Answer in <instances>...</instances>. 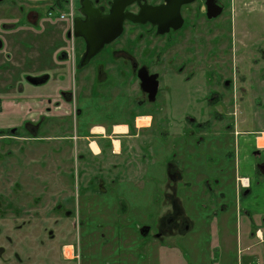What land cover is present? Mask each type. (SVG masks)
Masks as SVG:
<instances>
[{
  "label": "rangeland",
  "instance_id": "rangeland-1",
  "mask_svg": "<svg viewBox=\"0 0 264 264\" xmlns=\"http://www.w3.org/2000/svg\"><path fill=\"white\" fill-rule=\"evenodd\" d=\"M56 1L0 0V26L6 29L23 26L37 28L40 26L38 23L48 24L52 28L53 35L58 36V40L63 37L68 44L70 43L58 51L56 58L62 59L68 65L74 64L73 67L76 69L73 73L77 79L76 86H79L82 71L86 72L90 66L95 67V75L100 60L113 54L110 51L114 46L118 44L123 46V39L117 41L116 44L109 45L107 43L108 46L104 48V51L91 59L90 66L83 68L86 65L82 66L81 61L87 50V43L81 36L72 35L69 37L70 32H74L75 19H85L83 16L86 17L80 11L82 0H64L62 5L57 4ZM92 1L87 0L91 10L101 9L95 7ZM108 1L99 0L97 2L108 12ZM227 4L226 15L213 22L212 26L215 27L221 19L228 25L225 39L227 45H223L226 46L228 76L232 78V86L230 85L229 88H241L239 81H236V75L232 72V69L240 66V64H236L235 57L237 56L245 62L242 66L244 74L241 78L246 81L255 79L253 81L256 82L251 86L254 88L253 92L247 88L244 91L245 97H249V103L254 99L257 105L255 104V110H251L249 105L244 106L249 110L245 111V114L250 118V121L242 128H264V58L261 55L264 50V0H227ZM31 7L35 11H32ZM7 19H13L14 22L18 19L19 22H16L15 25H8L5 22ZM47 20H52L55 24L49 23ZM57 22L59 27L56 25ZM67 23L69 25H65ZM220 30L215 33H220ZM26 34L23 31L15 34L19 35L16 37L17 44L24 46L18 54V65L27 67L29 71H26V77L31 76L29 72L33 71L34 66L43 63L50 68L52 79L60 78L57 73L60 69H56L58 60L54 56L56 50L54 46L58 43L54 44L49 39L47 43H43L45 34L48 33L39 34L37 31H33L28 38H20ZM51 54L52 58L50 59ZM252 60L255 62L254 66ZM66 63L63 64L65 65L63 69H67ZM18 65L16 66L18 67ZM17 67H15L16 70ZM70 67L72 68V66ZM22 68L24 69V67ZM14 72L16 73V71ZM92 75V70L84 74L86 84H90L88 79L92 78ZM68 76L67 74V78ZM19 77H24L23 72L21 75L19 72L15 75V78ZM258 82L260 84L257 85ZM55 84L53 82L51 85ZM96 84H98V80ZM176 85L179 86L174 85L171 90L175 101L179 91L178 98L180 102L182 101L183 94L186 93L184 88H188L187 93L196 92L199 94L198 90H194V87L189 85L185 84L183 88L182 82ZM83 87L81 95L74 94L70 97L71 99L68 98L71 111L70 109L63 111L64 108H62L61 113H50L52 116L46 112L44 115L42 114L41 120L38 121L39 124L34 122L36 124L34 125L33 122L27 121L21 127L11 126L0 129V220H3V223L0 224V240L3 244V251L0 252V264H118L120 258L126 262L125 264H176L175 260L178 258H180L179 264H264V240L262 242V238L253 236L257 227L264 231V169H261L259 165L258 170L253 174L245 175L250 178L251 191L242 194V191L246 189L241 188L239 189L240 196H235L232 189L233 182L237 188L238 177L244 175L240 173L237 176L231 159H221L224 156V151H227L228 155L230 154L228 136L222 138L224 143L218 142L216 149L221 151H213V159L209 161V164L199 158L194 162L196 166L201 165H199L200 173L196 171L195 175L190 177L196 184L194 193V203L196 204L192 213L195 232L191 234L190 239L188 238L189 242L187 243L191 244L189 251L182 254L176 241L168 242L170 247L165 245L169 248L170 253H165L164 247H160L159 251L148 252L144 256L138 255V257L134 254V256H130L131 253L127 252L128 240L122 245L125 250L123 255L118 252L117 240H111L102 246V237L100 232L96 231L95 219L103 218L105 223L112 222L110 217H114L120 204L114 202L117 198H123L128 203H139L141 206L135 205V207L139 206L140 209L145 210L147 206L144 205L147 203L144 199L146 191L148 190L150 194L149 203H156L161 188L164 184H170L171 178L167 174L164 161L176 153L185 154V144L191 135L185 117L190 110L184 111L183 108H177L178 105H174L171 111H167L168 118L171 120L166 123L169 132L179 133L180 136L178 141H175L172 134L167 136L165 143L157 140L156 149L159 152L162 150L164 156H168L167 158H159L155 161L154 147L149 151L148 149L139 151L146 144L144 139L151 138L148 142L151 145L155 143L158 133L157 122L153 124L152 128L147 129L145 125L149 123V120L140 119L139 125L147 130L137 131L136 126L131 125V133L135 135L132 145L138 144L137 150L135 147L131 149L132 145L126 144L127 148L123 147L122 156L110 157L108 168L102 169L104 167L102 158L98 159L91 153L87 154L89 152L85 153L86 156L82 159L76 157L77 148H80L81 143L79 142L76 148V142L81 136L84 125L100 123L102 122L100 120L103 119L107 120L105 115L99 113L93 95L94 100L83 106L87 89L86 86ZM74 88L72 87L76 92V87ZM93 88L95 87L93 86ZM94 92L96 93V90ZM234 93L237 91L234 90ZM87 97L92 98L88 93ZM228 98L231 97L228 96ZM78 106L83 110L80 119L77 117ZM231 110L233 109L230 108L227 113L219 112V117L215 113L209 114V120L203 124L204 131L209 132V129L212 128V132L219 133L223 125L214 127L217 125L214 121H219L222 118V123L226 122L227 125L233 126L237 111L230 113ZM124 113H126L125 110H119L115 119L128 121V114ZM201 113L196 112L195 115L200 117ZM118 129L122 128L118 127ZM191 129L196 130V127H191ZM217 135L220 137V133ZM206 136H210V134L207 133ZM82 147H85V144ZM135 150L136 153H147L148 158H142L140 154H137L128 160V155ZM258 159L262 161V158ZM222 166L225 167V170ZM78 167L80 171L86 172L84 176L79 174ZM107 169L110 173H107ZM60 174H63L67 180L59 177ZM113 177H115V183H112ZM100 178H102L101 182L106 190L98 189L97 182ZM89 179L92 180L88 182ZM205 179H208L209 183ZM56 203L63 204L61 210L55 208ZM75 203L78 207V203L83 204L80 207L83 213L79 212L77 208L75 210L70 208ZM13 205L17 210H13ZM69 210L70 212L66 215ZM155 210L157 209L152 208L153 216L156 214ZM16 211L18 214H15ZM219 212H221L222 218L219 223L228 222V225L215 229L213 226L218 223L216 218L219 220ZM127 216L131 221L124 224V220H128ZM207 216L209 220L206 222L202 220ZM81 217L87 220L85 226L80 225ZM116 218H121L119 227L126 229L123 238H128L130 230L133 232L137 230L138 223L128 214L123 217L116 216ZM149 220L153 224L155 223L153 219ZM111 230L113 231L112 227H105L106 237L109 239L114 237V233H110ZM82 232L83 235H81ZM211 233L214 234L210 238ZM108 234L111 236L109 237ZM137 238L139 239V236ZM214 242L215 244H213ZM65 243L62 250V245ZM95 244L97 246L93 249ZM217 244H220V251H218L219 248H215L218 253H213L212 247ZM74 246L76 251L73 257L72 247ZM119 246L121 247L120 244ZM176 252L180 254L176 255ZM65 254L69 258H66Z\"/></svg>",
  "mask_w": 264,
  "mask_h": 264
},
{
  "label": "flooded vegetation",
  "instance_id": "flooded-vegetation-1",
  "mask_svg": "<svg viewBox=\"0 0 264 264\" xmlns=\"http://www.w3.org/2000/svg\"><path fill=\"white\" fill-rule=\"evenodd\" d=\"M97 1L99 0L92 1L94 6L100 7L101 9L98 10L108 13L114 0L108 1V12ZM171 1L172 5L169 4V0H134L130 2L125 7V13H127L128 17L124 21L123 32L117 39L109 43V45L116 44L117 41L123 39L124 45L121 46L118 44L114 46L113 50L110 51L113 54L100 60V63L97 64L95 75V67L92 68L90 66L91 60L83 67L90 66L87 69L93 72L92 78L88 79L90 84L86 91L89 89V91L93 93L95 105H97L99 113H102L107 118V120L99 119L102 122L92 124L127 122V124L132 127L131 125H139L140 119H148V124L150 125L146 127L148 129L152 128L153 124L157 122L158 133L155 143L149 145L150 143L148 142L151 138H146L144 139L146 144L143 143L145 145L142 147L140 146L141 148L139 149V151L145 149L149 151L154 147V154L156 158L158 157L157 159L168 157L164 156L162 150L159 152V150L156 149L157 140H161L165 143L167 136H171V134L172 137H175V141H178L180 138L179 133L169 132L167 128L168 126L166 123L171 122L168 118L167 111H171L174 105H178L177 108H183L184 111L190 110L189 114H186L187 116L185 117V121L188 125L187 127L191 131V135L188 137L185 144V154L179 155V153H176V155H172L165 159L166 171L171 178V182L170 184H164L161 188L156 203H145L144 205L147 206L144 210L140 209L139 206V209L135 207V205L141 206L139 203H128L123 198H117L114 202L120 204L114 217H110L112 218V222L107 221L108 223H105L103 218L95 217V227H97L96 231H99L101 234L102 246H105V244L109 243L111 240H117V246L119 247L118 252L122 255L125 251L122 245L126 243L127 240V252L131 253L130 256L133 254L137 257L138 255L144 256L148 252L159 251L160 247H164L165 253H170V251H168V247H170L168 242L170 241H176L177 245L182 250V254L190 250L191 244L187 243L189 242L188 238L190 239L192 236L191 234L195 232V226H193L192 223L194 220L192 213L196 204L194 203L196 184L190 177L194 176L196 171L199 172V165H201L199 164L196 166L194 162L199 158L204 162L207 161L209 164V161L213 159V151H221L216 148H218L219 141L224 143L222 140L223 137L228 136L229 138L230 154L228 155V152L224 151V156L221 157V159H231L233 161L232 165H234L233 168L236 169L237 176L241 173V164L239 162V139H241V137L239 131L236 133V123H233V126L227 125L226 122L222 123L223 118L219 121H214L217 124L214 127L223 125V128L219 131L220 137L217 135L219 133L212 132V128L209 129V132H206L203 127V124H206V121L210 118L208 117L209 114L215 113V115L219 117V112L227 113L230 108L233 109L230 113L238 111V105H242L241 103L246 96V93L244 94L245 88L243 87L240 89L238 87L235 89L229 88L230 85L232 86V78L228 76L226 68V46L224 47L223 45H227V42H225L228 27L227 22H223L221 19V21L217 23L219 27L217 25L215 27L212 26L213 22L220 19L223 15H226L227 0ZM173 5L179 7L173 18L171 14L163 15V13L159 12V10L167 7L172 8ZM31 10L35 11L33 7H31ZM217 11L220 12L217 13ZM214 13L217 14L214 15ZM129 14H141L140 21L133 20ZM83 18L85 17L83 16ZM218 30H220V33H215ZM72 35H75L74 32H70L69 37H72ZM82 39L85 38L83 37ZM106 46H108V44L105 45V47ZM104 48L92 58L104 51ZM261 55L264 58V50H262ZM235 60L238 61L236 64H240V66H236L232 69V72H234L236 76L239 75L240 78V76L242 77L243 75L242 66L245 62L237 58V56ZM252 64H255V62L253 61ZM69 68L71 69V67ZM62 76L63 78L67 77L66 74ZM93 77H95L93 82L95 88L92 86ZM97 80L98 84H96ZM180 82H182L183 88L185 84L186 86L189 85L192 88L194 87V90H198L199 94L190 92L193 94L191 95L187 93L188 88H184L186 93L183 94L182 101L180 102L178 98L180 91L175 101L171 90L174 85L179 86L176 84H180ZM80 85L76 89V92L72 88L63 90L62 93L64 97L66 99L70 98L73 93H75L76 96L81 95L83 91ZM94 90H96V93ZM234 90H236L237 93H234ZM79 91H81V93H79ZM228 96L231 98H228ZM172 98L174 99L171 100ZM91 100L94 99L91 98ZM117 102L120 103L117 104ZM119 110H125L126 113L124 114H128V121L115 119V116H118L117 113ZM82 111L83 110L78 106L77 117L79 119L82 117ZM196 112H202L201 116L198 117L195 115ZM146 116H150V118ZM177 127L176 125V128ZM191 127H196V130L191 129ZM147 129L142 128L141 130ZM207 133H209L210 136H206ZM247 133L253 134L254 132L248 131ZM88 134L89 135L83 134L79 136L76 142V148L79 142H81L79 145L80 148H77L76 151L78 154H75L76 157L78 156L80 159L86 156L85 153L87 152H89L87 154L91 153L96 158H102L106 154H112L115 157L122 156L123 147L127 148L126 144L131 146L133 142V139H130V141L127 139L122 141V139L116 136V139L119 140L117 149L112 146V148L110 147L111 152H106L103 148L102 152H100L102 154L97 155L90 144L93 141L98 143V135ZM132 138H135V136ZM111 143L113 144V142ZM236 143H238L237 148ZM83 144H85V147H82ZM92 145L95 147L94 142ZM137 145L138 144H133L131 149L134 147L136 148ZM136 150L128 155V160L137 156V154H140L142 158L147 157H143L147 155V153H136ZM150 153L153 154V152ZM251 153L252 157L263 156L259 155L260 153L257 152V149H252ZM259 165L261 169H264V160L259 161L257 159L254 165L256 170H258ZM222 168L225 170L224 166H222ZM107 173H110V171L108 170ZM59 177L66 180L63 174H60ZM91 180L92 179H89L88 182ZM205 180L209 183L208 179ZM101 181L102 178L97 182L98 189L106 190L103 188ZM112 183H115V177L112 178ZM242 189H246L242 191V194L245 192L247 194L251 191L250 186ZM134 190H136V188H134ZM78 205L79 207L76 203L74 205L72 204L70 208L72 210L77 208L79 212L83 213V210L80 208L83 204L78 203ZM234 205L236 208L235 203ZM62 207V203H56L55 205L57 210H61ZM12 208L13 210H17L14 208V205ZM152 208L157 209L155 210L156 214L154 216L151 214ZM121 211L124 212L122 213ZM164 211H166V213H164ZM69 212L70 210L67 211L66 215ZM15 214H18V211H16ZM125 214L133 217L138 223L136 226L137 230L134 232L130 230L128 238H123L126 229H121L119 227V220H121V218H116V216L123 217ZM150 218L155 221L154 224L149 220ZM127 219L128 220H124V224L131 221L128 216ZM202 220L206 222L209 220V217L207 216ZM220 220H222L221 212H219V220L216 218L218 223ZM79 221H81L80 225L85 226L87 220L81 217ZM2 223L3 220H0V224ZM105 227H112L113 231L111 230L110 233H114V237L110 239L106 237L108 230H106V232ZM260 229L259 227L255 229V234H253L254 237L255 235L259 237L257 232ZM111 234H108V236L110 237ZM81 235H83V232ZM137 236H139V239ZM260 238H262L263 242L264 233ZM65 245L66 243L62 245V250ZM165 245H168V247H165ZM219 245H213V253H218V251H220ZM2 246L3 244L0 240V252L3 251ZM30 246L32 247V245ZM96 246L97 244L93 246V249ZM98 246L103 248L101 245ZM149 246H151L150 250ZM215 248H219V250L215 251ZM72 249L74 251V253H72L74 257L76 251L75 246L72 247ZM65 257L69 258L67 254H65ZM125 263L126 262L120 258L118 264Z\"/></svg>",
  "mask_w": 264,
  "mask_h": 264
},
{
  "label": "crops",
  "instance_id": "crops-1",
  "mask_svg": "<svg viewBox=\"0 0 264 264\" xmlns=\"http://www.w3.org/2000/svg\"><path fill=\"white\" fill-rule=\"evenodd\" d=\"M0 22H1V19H0ZM5 22L8 25L15 24L13 19L12 20L7 19ZM16 22L18 23L19 20L16 19ZM47 22L55 24L52 20H47ZM38 24L40 26L37 28L23 26L21 28L11 27L10 29L9 28L6 29L5 27L0 26V107H1L0 109V129H6L11 126L21 127L27 121L33 122V124L34 122L38 123V121L41 120L42 114L44 115L46 112H49V114L53 112L61 113L60 110L62 108H64L63 111L65 109H70L71 111V108L69 105L70 104L69 101L71 98L66 99L62 92L63 90H67L72 87L73 88L76 87V89L78 88V86H76V80H77L76 75L74 77V73H73L76 68L73 67L74 65L73 63L72 65L71 64L68 65V63H66L62 59L56 58L58 51L61 48L65 47L68 44V42L63 37H60V39L58 40V36L56 37V35L55 36L53 35V32H51L52 28H50L48 24L46 23L45 24L38 23ZM56 25H58V22L56 23ZM65 25H69V24L67 23ZM57 27H59V25ZM19 31H23L27 33L24 37L21 36L20 38H28L33 31H37L39 34L48 33L47 35L45 34V39L43 40V43H47L48 39L54 44L58 43V45L54 46L56 49L54 52L55 53L54 56L58 60L56 61V64H58L56 69H60L57 72L60 75V78L52 79V76L50 74L51 72L50 68L48 66H45L43 63L37 66H34L33 71L29 72V75L31 76L26 77L27 75L26 71H29V70L25 66L18 65L19 64L18 54L19 52L23 50L22 48L24 47L23 45L17 44L18 39L16 37H18L19 35H15V34H17ZM48 44L50 45V42H48ZM51 58H52V54H51L50 59ZM236 62L238 61L236 60ZM64 63H66L68 67L72 66L71 70L70 68L63 69V67L65 66L63 65ZM16 65H18V67ZM252 65L254 66V64ZM15 67H17V70L15 69ZM22 67H24V69ZM14 71H16V73ZM88 71L89 70H87L86 72L82 71L81 73V79H80V82H81L80 87L82 88L81 90L84 89L83 86L85 85H87L86 86L87 88L89 87L88 86L89 84H86L85 82L86 79L84 76V74L88 73ZM18 72L20 75L23 72L24 77L15 78V75ZM64 74L66 75L68 74L69 75L68 78L67 77L63 78L62 75ZM30 78L44 79V81L40 84H34L29 80ZM253 80L255 79H248L246 81V80H243L241 76L240 78H239V75L236 76V81L237 82L239 81V86L250 89L252 92L254 88L251 86H253V83L254 84L256 83ZM53 82L56 83L54 86L51 85ZM258 84H260V82H258L257 85ZM87 93L90 94V96L93 98L92 96L93 93L90 92L88 89V91H86L85 98L83 100V106L88 105V103L91 101V98L89 99V97H87ZM74 94L75 93H73V95ZM248 100H249V97L247 98L245 97V99L241 103L242 105L240 106L238 105L237 115H236V118L234 119V123H236V133L237 131H239L240 132L239 135L241 137V139H239V142H240L239 143V162L241 164V168H240L241 174L244 176L253 174L256 171L254 165L257 162L258 158H262V160H264V128H251V129L242 128L246 126L248 122L250 121V118H248V116L245 114L246 113L245 111H249V110L245 109L244 106L249 105V108L251 110H255V107L257 105L254 99H253V102L251 101L252 104H250L251 102L249 103ZM56 102H58L59 106L56 105ZM146 117L150 118V116H146ZM135 126L137 128V131L143 128L141 125H135ZM149 126L150 125L147 124L145 125V128ZM118 127H121L122 129H118ZM248 131L254 132V133L253 134L247 133ZM88 133H90V135H93V134L98 135V138H97L98 143H96V141H93L95 143V147L94 145H92L93 142L90 144L91 148L93 149L94 152L97 153V155L102 154L100 152H102L103 148L106 150V152H111L112 146H114V148L117 149L119 140L116 139V136L122 139V141L125 139L130 141V139H133L132 137L135 136V135H132L131 127L129 124H127V122H110V123L84 125L81 135L83 134L87 135ZM110 141L113 142V144ZM237 146H238V143H236V148ZM252 149H257V152L260 153L259 155H263V156L261 157L253 156L252 157V153H251ZM110 157H114V156L111 154H106L105 156L102 157L103 164H104V167H102V169L108 168L107 166L109 164ZM146 158H148V154ZM157 158H155V161L158 160ZM98 159H101V158H98ZM78 172L79 174H81V176H84L86 174V172L80 171L79 167H78ZM68 181L70 182L71 180H68ZM232 187H233L232 189H233L234 195L239 196V189H240L239 184H237V188H236L233 182ZM149 198H150V194H149V191L147 190L145 193V198H144L147 203H149ZM218 224H217L218 226L212 224L214 225L213 228L216 229V227H219V226L226 227V225H228V222L218 223ZM263 233H264L263 230L260 229L258 230L257 235L259 237H262ZM213 234L214 233H211L210 238L213 237ZM225 237L227 238V235H225ZM213 244H215V242ZM178 254L180 253L176 252V255ZM179 259L180 258L175 260V262H177L176 264H179Z\"/></svg>",
  "mask_w": 264,
  "mask_h": 264
},
{
  "label": "water",
  "instance_id": "water-1",
  "mask_svg": "<svg viewBox=\"0 0 264 264\" xmlns=\"http://www.w3.org/2000/svg\"><path fill=\"white\" fill-rule=\"evenodd\" d=\"M134 0H114L111 4V10L108 14H104L102 10L90 9L87 0L81 1L80 11L86 17L85 19L76 18L74 34L86 39L87 50L82 58L81 65H86L93 56L98 54L107 43L117 39L124 29V21L128 17L125 13V7ZM172 5V1L169 0ZM179 7L173 5L172 8H164L159 10L163 15L171 14L172 18L177 13ZM94 10V11H93ZM220 12V11H219ZM217 11V13H219ZM217 13H214L217 14ZM135 21H140V15H131ZM173 22V21H172ZM34 84H40L44 79H29Z\"/></svg>",
  "mask_w": 264,
  "mask_h": 264
},
{
  "label": "built area",
  "instance_id": "built-area-1",
  "mask_svg": "<svg viewBox=\"0 0 264 264\" xmlns=\"http://www.w3.org/2000/svg\"><path fill=\"white\" fill-rule=\"evenodd\" d=\"M62 17H65L64 15H62ZM239 186L240 189L241 188H246L250 186V179L248 177H239Z\"/></svg>",
  "mask_w": 264,
  "mask_h": 264
},
{
  "label": "trees",
  "instance_id": "trees-1",
  "mask_svg": "<svg viewBox=\"0 0 264 264\" xmlns=\"http://www.w3.org/2000/svg\"><path fill=\"white\" fill-rule=\"evenodd\" d=\"M56 2H57V4L62 5V3L64 2V0H57Z\"/></svg>",
  "mask_w": 264,
  "mask_h": 264
}]
</instances>
